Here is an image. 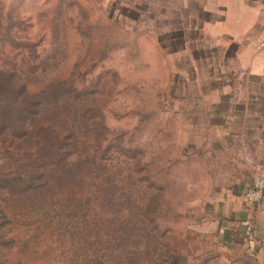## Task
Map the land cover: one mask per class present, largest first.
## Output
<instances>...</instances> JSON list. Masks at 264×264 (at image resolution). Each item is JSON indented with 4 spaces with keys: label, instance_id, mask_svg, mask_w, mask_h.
Returning <instances> with one entry per match:
<instances>
[{
    "label": "rangeland",
    "instance_id": "374dc122",
    "mask_svg": "<svg viewBox=\"0 0 264 264\" xmlns=\"http://www.w3.org/2000/svg\"><path fill=\"white\" fill-rule=\"evenodd\" d=\"M172 69L126 0H0V264H261L189 222Z\"/></svg>",
    "mask_w": 264,
    "mask_h": 264
},
{
    "label": "crops",
    "instance_id": "0c3cea01",
    "mask_svg": "<svg viewBox=\"0 0 264 264\" xmlns=\"http://www.w3.org/2000/svg\"><path fill=\"white\" fill-rule=\"evenodd\" d=\"M173 63L172 111L198 160L189 222L264 264V212L243 193L264 175V0H126Z\"/></svg>",
    "mask_w": 264,
    "mask_h": 264
},
{
    "label": "built area",
    "instance_id": "2783aa9c",
    "mask_svg": "<svg viewBox=\"0 0 264 264\" xmlns=\"http://www.w3.org/2000/svg\"><path fill=\"white\" fill-rule=\"evenodd\" d=\"M246 203L258 206L264 212V175H256L252 185L243 193Z\"/></svg>",
    "mask_w": 264,
    "mask_h": 264
},
{
    "label": "trees",
    "instance_id": "16d2710c",
    "mask_svg": "<svg viewBox=\"0 0 264 264\" xmlns=\"http://www.w3.org/2000/svg\"><path fill=\"white\" fill-rule=\"evenodd\" d=\"M34 96L36 97L37 94H34ZM40 103V102H39ZM42 104V103H40ZM73 164H76V162L74 161ZM116 225L118 226L119 230L125 231L127 230V224L124 221H120L118 220ZM120 243V242H119ZM139 248H142V244H137L135 246V249L138 251ZM132 254V253H131ZM135 254V253H134ZM114 264H131L128 256L124 255L123 253L119 252L116 254L115 258H114Z\"/></svg>",
    "mask_w": 264,
    "mask_h": 264
}]
</instances>
